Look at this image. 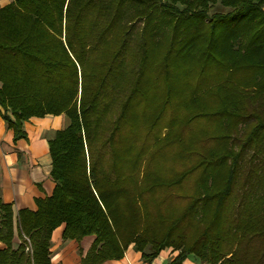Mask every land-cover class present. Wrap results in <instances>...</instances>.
<instances>
[{
	"label": "trees",
	"instance_id": "trees-1",
	"mask_svg": "<svg viewBox=\"0 0 264 264\" xmlns=\"http://www.w3.org/2000/svg\"><path fill=\"white\" fill-rule=\"evenodd\" d=\"M0 105L16 141L69 120L48 139L53 193L16 231L0 202V264H52L63 225L95 237L82 264L131 246L147 264L167 248V264H264V0H16Z\"/></svg>",
	"mask_w": 264,
	"mask_h": 264
},
{
	"label": "crops",
	"instance_id": "crops-1",
	"mask_svg": "<svg viewBox=\"0 0 264 264\" xmlns=\"http://www.w3.org/2000/svg\"><path fill=\"white\" fill-rule=\"evenodd\" d=\"M16 0H0V10L12 5ZM0 105V202L11 204L15 226L20 210L36 212L38 201L53 193L55 184L51 179L52 157L48 139L55 131L68 126L66 115H47L32 118L24 123L27 137L16 141L14 133L4 118ZM64 225L55 229L51 237L52 264H82V260L92 246L95 237L87 236L81 241L63 240ZM16 235V232H15ZM16 237V236H15ZM16 242V240H15ZM0 243V249H4ZM178 252L173 248L163 250L152 264H167ZM103 264H147L142 255L131 246L121 260H109ZM184 264H192L187 259Z\"/></svg>",
	"mask_w": 264,
	"mask_h": 264
},
{
	"label": "rangeland",
	"instance_id": "rangeland-1",
	"mask_svg": "<svg viewBox=\"0 0 264 264\" xmlns=\"http://www.w3.org/2000/svg\"><path fill=\"white\" fill-rule=\"evenodd\" d=\"M218 9H221V7H218ZM222 11H223V9H221ZM140 253V252H139ZM142 255V254H141ZM189 261H192V264H199V262L198 261H196L195 259H194V256H190L189 257Z\"/></svg>",
	"mask_w": 264,
	"mask_h": 264
}]
</instances>
